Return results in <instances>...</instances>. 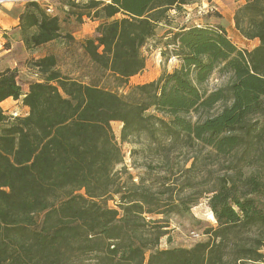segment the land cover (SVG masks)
I'll return each instance as SVG.
<instances>
[{
  "label": "trees",
  "instance_id": "obj_1",
  "mask_svg": "<svg viewBox=\"0 0 264 264\" xmlns=\"http://www.w3.org/2000/svg\"><path fill=\"white\" fill-rule=\"evenodd\" d=\"M61 1L78 21H101L81 47L97 78L121 85L144 69L142 47L168 10L195 0ZM233 19L259 44L238 47L222 25L169 30L161 54L172 47L179 65L124 94L62 72L53 53L32 60L26 92L16 68L0 70V264H264V0H244ZM17 35L28 50L74 39L37 0L25 2ZM213 74L227 83L207 89ZM8 97L27 113L7 114ZM112 121L122 141L143 137L159 166L124 178ZM177 147L191 153L180 181L166 161ZM199 156L225 159L226 172L198 180ZM202 197L217 223L208 239L159 248L168 215Z\"/></svg>",
  "mask_w": 264,
  "mask_h": 264
},
{
  "label": "rangeland",
  "instance_id": "obj_2",
  "mask_svg": "<svg viewBox=\"0 0 264 264\" xmlns=\"http://www.w3.org/2000/svg\"><path fill=\"white\" fill-rule=\"evenodd\" d=\"M26 1L27 0H2L0 1V7L10 6L11 8H15L17 4L22 2L25 3ZM37 1L45 7L50 6L52 8V11L49 13L59 16L62 31L72 34L74 39L61 38L31 50L25 48L26 54L22 52L23 56L15 67L18 70L16 79L21 85L22 91H26L29 82L37 78V75L33 72L34 70L31 67L32 60L39 56L53 53L57 58V67L62 72L85 81H89L91 78L100 80V84L116 90L118 93L124 94L129 90L130 86L155 80L162 73L171 72L179 65V60L175 56H168L172 47H167L164 56L161 54V51L165 50L163 44L166 38L165 36L169 35L167 31L191 25L203 26L224 24L228 28V22H220L222 13L220 12L221 9L219 8V4L225 5V8H227V6H233V1L236 2L237 0H217L218 2L216 0H195L181 5L179 9L170 8L167 12L169 16L168 24L160 22L156 27L153 37L142 47V53L145 57L144 69L131 76L126 83L121 85H117L110 76L101 75V78H97L96 76H99L100 73L95 70L93 63L89 60L88 55L81 47V43L86 37L94 36L96 27L101 21L86 16H84L81 21H78L74 14L70 13V11H66L67 9L70 10V7L67 5L65 6L61 0ZM234 5L236 4L234 3ZM226 32L232 41H239L240 44L243 42L242 45L244 48H251L250 46L252 43L245 40V37L235 39L231 30ZM240 40L243 41L240 42ZM19 55L21 56L20 53ZM227 81V76L213 74L208 81H206L205 87L207 89H214L223 86ZM3 108L7 114L12 115H24L27 110L19 101H10L8 104L4 103ZM121 125L119 121L111 122L112 130L123 154L122 162L116 165L115 168L117 170L125 169L122 176L125 178L127 175H130L134 181H137L140 175H144L143 172L147 163L159 166L158 164L161 163L162 157L156 153H148L145 148L143 137L136 140L122 141L120 139ZM190 156L191 153H188L187 149L180 147L171 150L167 155L166 161L173 165L174 172H176L175 177H178L179 181L182 179V172L180 171L190 165L191 159L186 160V158H190ZM198 160L199 161L196 163L198 180L202 179L204 176L221 175L226 172V161L223 158L207 159L206 162H204V159H201L199 156ZM153 176L159 178L157 175ZM207 200V197L200 198L196 205L182 215L169 214L167 233L160 238L159 248L178 246L190 247L197 241L208 239L206 230L215 227L217 223L207 204ZM108 205L115 206L114 199H109ZM153 217L163 218L164 216L162 214H156ZM262 251L264 252V247ZM146 255H148V252Z\"/></svg>",
  "mask_w": 264,
  "mask_h": 264
},
{
  "label": "crops",
  "instance_id": "obj_3",
  "mask_svg": "<svg viewBox=\"0 0 264 264\" xmlns=\"http://www.w3.org/2000/svg\"><path fill=\"white\" fill-rule=\"evenodd\" d=\"M234 3L236 5H234ZM241 3H243V0H237L236 2L233 1V6H227V8H225V5L219 4V8L221 9L220 12L222 13L220 22H228L229 27L227 28L224 24L220 25L225 27L226 31L228 32L231 30V33L233 34V37L235 39H239V37L244 38L235 28L233 20L234 10ZM24 4V2L19 3L17 4V6H15V8H11L10 6L0 7V70H3L5 68H15L20 62L21 57L23 56L22 52L26 54L25 47L17 35L18 17L24 8ZM244 39L252 43V45L250 46L251 48L255 47L258 44L257 38ZM241 41L243 40H240V42ZM5 43H7L8 45L5 46ZM234 43L238 47L244 48V46L242 45L243 42L242 44H240L239 41ZM19 53L21 54V56L19 55ZM10 101H19L21 103V99H13L11 97H8L1 102L2 108L4 107V103L8 104ZM23 107L27 109L26 106L23 105Z\"/></svg>",
  "mask_w": 264,
  "mask_h": 264
},
{
  "label": "built area",
  "instance_id": "obj_4",
  "mask_svg": "<svg viewBox=\"0 0 264 264\" xmlns=\"http://www.w3.org/2000/svg\"><path fill=\"white\" fill-rule=\"evenodd\" d=\"M47 11L48 12H51L52 11V8L50 6H47Z\"/></svg>",
  "mask_w": 264,
  "mask_h": 264
},
{
  "label": "bare ground",
  "instance_id": "obj_5",
  "mask_svg": "<svg viewBox=\"0 0 264 264\" xmlns=\"http://www.w3.org/2000/svg\"><path fill=\"white\" fill-rule=\"evenodd\" d=\"M0 1H2V0H0Z\"/></svg>",
  "mask_w": 264,
  "mask_h": 264
}]
</instances>
